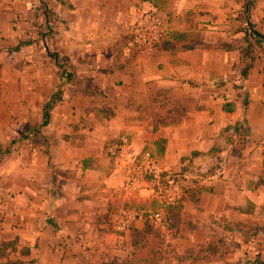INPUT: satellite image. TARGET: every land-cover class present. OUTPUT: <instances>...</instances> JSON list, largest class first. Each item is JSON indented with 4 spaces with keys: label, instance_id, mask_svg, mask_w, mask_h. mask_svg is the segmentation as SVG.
<instances>
[{
    "label": "crops",
    "instance_id": "crops-1",
    "mask_svg": "<svg viewBox=\"0 0 264 264\" xmlns=\"http://www.w3.org/2000/svg\"><path fill=\"white\" fill-rule=\"evenodd\" d=\"M41 1L57 17L49 22L47 46L9 69L32 72L31 102L61 100L47 102V124L39 128L47 154L42 139L30 144L27 135L0 160V264H100L132 257L128 231L113 230L114 212L124 202L150 201L144 189L127 191L114 170L108 148L121 136L140 153H154L153 142L165 140L159 165L190 190L181 202V218L195 224L188 240L191 234L227 235L202 264L263 261L264 39L243 76L237 50L168 53L155 46L139 56L127 29L138 9L152 5L164 14L163 39L172 45L242 44L247 26L264 36V0ZM178 34L185 37L178 41ZM46 49L63 58L69 80L59 81L54 61H36ZM25 76L18 87L30 86ZM174 101L183 109L178 121L153 129L158 113ZM41 115L19 119L39 123ZM9 119L0 114L1 147L16 132ZM242 120L243 130L234 128ZM83 159L91 166L82 168ZM134 227L144 228L141 221ZM149 234L160 236L158 249L168 241L176 254L184 247L173 229L151 226Z\"/></svg>",
    "mask_w": 264,
    "mask_h": 264
},
{
    "label": "rangeland",
    "instance_id": "rangeland-1",
    "mask_svg": "<svg viewBox=\"0 0 264 264\" xmlns=\"http://www.w3.org/2000/svg\"><path fill=\"white\" fill-rule=\"evenodd\" d=\"M33 1L34 4L39 2V5H33ZM33 1L0 0V70L6 68V72L4 71V85H2L0 94V114L9 115L10 127L16 131L14 136L7 138L5 146H0V150H6V154H0V160L2 158L10 157V154L15 152L16 146L23 140L20 139L21 133H23L25 137L30 135L27 137L32 142L30 144H36L41 141V135L37 134L34 130L38 125V122L33 120L23 121L19 119V114H41L43 106L46 105L48 101L57 102L61 100L59 97H55L48 99L45 98V101L31 102V96L29 94H31L30 91L33 89V87H31L33 79L32 72H21V70H19L17 75L15 70L12 72V70L9 69L11 65L20 66L23 62H30L33 57L35 58V49H41L42 45L47 46L48 31L45 28L41 17V0L38 2L37 0ZM36 61L45 65L54 61L57 72L59 71L58 66L60 64L63 65L64 63L61 56L54 58L51 51H45L43 57L41 56L39 59L37 58ZM22 74L26 75L24 77V82H28L30 85L28 88L25 87L26 90L25 88H21V86H17L18 83L19 85L22 84ZM44 94L46 93L44 92ZM25 99L30 101H26ZM182 181L184 180L182 179ZM122 205L133 207L141 211V224L147 229L151 227L147 220V210L152 207L150 202H131L130 204L129 202H124ZM183 220L188 223L181 221L171 223L166 227L167 229H173L175 231L174 235H179L177 242H179V245L184 247L180 248V253L176 254L174 247L172 248L169 243L170 241H168L166 247H160L157 249L161 254L159 259H162L161 261L163 264H202L203 262L208 261L209 257L212 255L211 251L213 249H216L214 251L221 250V248H218L217 246L225 241V237L227 235H223V233H219L211 237L198 236L196 238L193 234H191V238L189 240L190 243L193 242V245H189V240L185 234L187 231L194 229L195 224L190 220ZM190 223L193 225H190ZM228 227H231V225ZM158 237L160 236L149 234V239L155 247H159L161 243L163 245V241L158 240Z\"/></svg>",
    "mask_w": 264,
    "mask_h": 264
},
{
    "label": "built area",
    "instance_id": "built-area-1",
    "mask_svg": "<svg viewBox=\"0 0 264 264\" xmlns=\"http://www.w3.org/2000/svg\"><path fill=\"white\" fill-rule=\"evenodd\" d=\"M166 30L164 14L149 5L138 9L131 16L127 34L136 54L146 56L154 50ZM108 151L114 170L123 178V187L132 193L141 189L148 192V199L152 204L147 210L148 223L161 228L171 224L167 210L182 202V178L162 169L156 156L131 150L126 136H121L117 142L111 143ZM145 178H148V181ZM141 219V211L128 206L118 207L114 212L113 230L118 233L125 232Z\"/></svg>",
    "mask_w": 264,
    "mask_h": 264
},
{
    "label": "trees",
    "instance_id": "trees-1",
    "mask_svg": "<svg viewBox=\"0 0 264 264\" xmlns=\"http://www.w3.org/2000/svg\"><path fill=\"white\" fill-rule=\"evenodd\" d=\"M43 4V9H42V15H43V23L47 31L50 30V21H57V17L55 14L51 12V10L47 7V4L42 2ZM247 35H244L243 37V43L242 44H226V43H204L201 41L194 42L193 44H188L187 46H175L172 45V43L169 40H164L163 38L156 44V49L160 51H165L168 53H172L177 50H184V49H191L194 47L202 48V49H213V48H219L223 50H237L240 56V72L243 76L247 74V71L249 68H251L254 57L252 55L254 46H261L262 39H264V36L256 33L254 30L250 29L249 26H247ZM184 34H178L176 37V40H181L184 38ZM46 51H48L46 49ZM54 58L57 57L55 53H51ZM55 61V60H54ZM59 71H58V78L59 81H67L71 78L70 73L62 64L59 66ZM0 94H1V84H0ZM158 97V95H157ZM168 101V98H166ZM50 105H44L42 112H41V120L38 123V125L35 127V132L39 134V128L43 127L44 125L47 124V114H48V109ZM159 115L155 120L152 122V128L155 129L156 127L160 125H165V124H170V123H176L179 119V117L183 114V109L181 107V104L178 103L177 101L172 103V106L167 107L165 111L158 113ZM245 125V121L242 120L241 122L237 123L234 125V128H240L243 130ZM42 139V143L44 145L43 152L44 154H47L46 147L48 145V142L45 138L40 136ZM25 135L23 133L20 134V139H24ZM154 145V153L149 152L150 155L158 156L160 153L163 151L164 145H165V140L163 138H158L153 142ZM0 154L4 155L6 154V150H0ZM90 160L83 159L81 160V167H89L91 166V163H89ZM146 181H148V178H145ZM201 188H196L194 193H198ZM190 190H184L183 191V197L184 194H186ZM182 197V200H183ZM193 202L196 204L197 203V197L194 198ZM167 214L171 217L172 222L171 223H177V222H186L181 218V203H179L176 206H173L167 210ZM48 225H51L52 227L56 228L53 225V220L48 219L47 221ZM190 225H193L190 223ZM147 227V226H146ZM128 234H129V241L132 249V257L131 258H125L122 260H116L112 259L106 262H102L100 264H154L155 259L161 257L160 252L158 247H155L154 244L150 241L149 239V229L143 228V229H138L134 226H130L128 228ZM246 264V263H243ZM252 264H264V260H255Z\"/></svg>",
    "mask_w": 264,
    "mask_h": 264
},
{
    "label": "water",
    "instance_id": "water-1",
    "mask_svg": "<svg viewBox=\"0 0 264 264\" xmlns=\"http://www.w3.org/2000/svg\"><path fill=\"white\" fill-rule=\"evenodd\" d=\"M247 10V8L245 7V11Z\"/></svg>",
    "mask_w": 264,
    "mask_h": 264
}]
</instances>
